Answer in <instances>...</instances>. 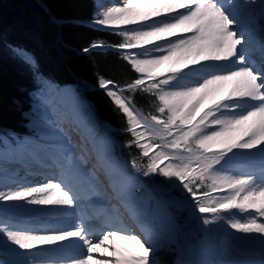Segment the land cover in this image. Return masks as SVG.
I'll use <instances>...</instances> for the list:
<instances>
[{"label": "snow or ice", "instance_id": "snow-or-ice-1", "mask_svg": "<svg viewBox=\"0 0 264 264\" xmlns=\"http://www.w3.org/2000/svg\"><path fill=\"white\" fill-rule=\"evenodd\" d=\"M252 3L122 0L95 11L89 26L120 41L78 51L118 53L132 73L122 82L97 75L94 85L61 88L30 52L9 45L35 87L24 90L27 112L13 101L32 135L0 134V254L14 258L3 264H161L155 254L186 242L193 222L204 237L178 264H239L209 242L212 226L256 234L264 245V41L259 63L245 47L264 24L246 12ZM88 90L108 97L123 129L99 118ZM112 132L129 135L122 146L138 155L121 160ZM21 168L46 182L23 186ZM25 205L72 223L41 229L7 215Z\"/></svg>", "mask_w": 264, "mask_h": 264}, {"label": "trees", "instance_id": "trees-1", "mask_svg": "<svg viewBox=\"0 0 264 264\" xmlns=\"http://www.w3.org/2000/svg\"><path fill=\"white\" fill-rule=\"evenodd\" d=\"M93 13L94 0H0V131L23 129L13 101L23 98L25 89L35 87L31 70L13 56L9 45L30 52L44 76L58 84L77 85L84 81L94 85L97 75L122 82L132 75L119 54L111 49H95L87 54L78 51L93 41H120L109 31L89 26ZM52 16L63 23H53ZM82 94L95 106L100 119L117 129L126 126L124 117L102 91L88 90ZM121 137L122 142L128 140L125 133ZM145 183L152 186L150 181ZM177 247L164 244L156 253L161 264H178Z\"/></svg>", "mask_w": 264, "mask_h": 264}, {"label": "bare ground", "instance_id": "bare-ground-1", "mask_svg": "<svg viewBox=\"0 0 264 264\" xmlns=\"http://www.w3.org/2000/svg\"><path fill=\"white\" fill-rule=\"evenodd\" d=\"M122 0H99L97 5L104 6L103 8H99V10H106L107 7L113 6V4H119ZM256 6V8L253 7ZM248 11L247 9H250ZM246 10L248 13L258 22L264 24V19H261L262 15H264V0H253V3L248 6ZM254 33V32H253ZM264 32L259 31L257 34H253L252 43L256 44V47L253 50H250L249 45H245V47L249 48L250 54L253 59L256 61L260 60V41L264 39ZM260 43V44H258ZM258 44V45H257ZM72 88L74 85H62L61 88ZM57 103L62 104L61 101L57 100ZM32 134L31 130L28 132ZM25 137V136H24ZM79 152V148L76 149ZM259 163L258 161L256 162ZM90 167V165L86 166ZM20 178L22 181H26L23 186H31L33 184H39L46 182L41 177L43 181H38V175L30 174L26 169H20ZM0 190H5L0 187ZM8 216H11L14 222L19 224H26L30 227L41 228V229H54L65 226V224L72 223L71 216H63V215H52L48 213L42 206H31L25 205L22 209L19 210H9L7 213ZM133 231H136L139 234V229L132 223ZM230 233H234V235H230ZM237 237H243V239H237ZM209 242L218 248L223 249V259L238 261L239 264H264V245H262L257 238L256 234H241L235 233L234 230L227 229L225 225H221L219 227L212 226V230L208 233ZM75 254L74 250L69 249L68 254ZM3 255V254H2ZM11 259L13 260V256L9 253ZM98 258H101L98 256Z\"/></svg>", "mask_w": 264, "mask_h": 264}, {"label": "rangeland", "instance_id": "rangeland-1", "mask_svg": "<svg viewBox=\"0 0 264 264\" xmlns=\"http://www.w3.org/2000/svg\"><path fill=\"white\" fill-rule=\"evenodd\" d=\"M98 1H99V0H95V4H94V6H95V11H99V8H98V5H97V4H98ZM256 6H257V5H256ZM256 6L253 5L254 8H256ZM256 9H257V8H256ZM247 10L250 11L251 8H250V9H247ZM247 10H246V12L248 13ZM259 23H260V22H259ZM261 24H263V22H262ZM100 29H104V28H100ZM104 30H105V31H108V30H106V29H104ZM259 31H260V30H259L258 28L255 29L253 34H257V33H259ZM113 36H114L113 38H115V39H117V40H120V38H119L117 35L114 34ZM262 38L264 39V37H262ZM263 41H264V40H263ZM260 42H262V41H260ZM105 44L107 45L108 43H105ZM258 44H260V43H258ZM258 44H257V45H258ZM250 47H252V48H253V47H256V44H255V43H252ZM105 49H106V48H100L99 50L103 51V50H105ZM250 50H253V49H250ZM83 82H84V81H83ZM55 84H56V83H55ZM56 85H57V84H56ZM58 86L61 87L60 85H58ZM74 86H75V85H74ZM23 96H24L23 98H21V99L18 100L19 105L22 106V107H23V103H24V105H30V100H29V97H28L27 93L24 94ZM15 111L19 113V117H20V121H19V123L22 124L23 128H26V130H27V129H30L27 123L24 124V123L22 122V119H25V117L22 115L21 108H19L18 106H16ZM112 128H113V129H117V128L113 127V126H112ZM8 133H9V132H8ZM11 133H13V132H11ZM111 134H112V136L114 137V139L118 142V143H117V146H116V152H117V155L119 156V158H120L121 160L131 161L132 157H130V155L133 156L134 153L138 154V150H137L135 147L128 148V147H124V146H122L123 143H124V142L120 141V137H121L122 134H123L122 132H112ZM126 137H127L128 139H130V136L127 135V134H126ZM121 138H122V137H121ZM145 162H146V161H145ZM158 178H159V177H156L155 179L158 181ZM140 179H141L142 181H144V182L149 181L148 178H145V177H140ZM150 182H151V181H150ZM152 186H153V185H152ZM152 186H151V187H152ZM185 231H186V232H190L191 235H189V236L187 237V241H186V242H185L184 240H181L180 244L178 245V247H177V248H178V252H177V260H178V261H179V260H189V259H191L192 257H191V255L189 254V252L187 251V245H189V244H191V243H195L198 239H201V238L204 237V233L198 231V226H197V224H196L195 222H193V223L187 225V226L185 227ZM181 249H184V250L181 251ZM0 255H1V256H0V264H3V262H11V260H9V259H11V258H10V256H8L9 253H5V254H3V255L0 254Z\"/></svg>", "mask_w": 264, "mask_h": 264}]
</instances>
